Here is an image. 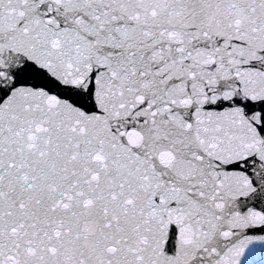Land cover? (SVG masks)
<instances>
[{
  "label": "snow or ice",
  "instance_id": "1",
  "mask_svg": "<svg viewBox=\"0 0 264 264\" xmlns=\"http://www.w3.org/2000/svg\"><path fill=\"white\" fill-rule=\"evenodd\" d=\"M264 264V0H0V264Z\"/></svg>",
  "mask_w": 264,
  "mask_h": 264
},
{
  "label": "water",
  "instance_id": "2",
  "mask_svg": "<svg viewBox=\"0 0 264 264\" xmlns=\"http://www.w3.org/2000/svg\"><path fill=\"white\" fill-rule=\"evenodd\" d=\"M249 259H251L252 261L256 262V264H258V262L261 259V254L259 253V251H257L256 254L249 257Z\"/></svg>",
  "mask_w": 264,
  "mask_h": 264
}]
</instances>
